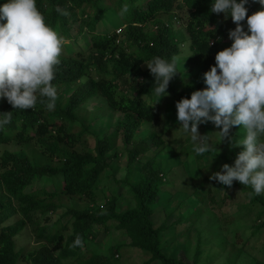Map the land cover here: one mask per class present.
Here are the masks:
<instances>
[{"label":"trees","instance_id":"obj_1","mask_svg":"<svg viewBox=\"0 0 264 264\" xmlns=\"http://www.w3.org/2000/svg\"><path fill=\"white\" fill-rule=\"evenodd\" d=\"M4 2L0 0V4ZM211 2L36 0L45 22L65 43L54 69V109L48 110L38 98L32 109L15 110L0 98V113L10 117L9 123L0 127V264H122L124 249L128 248L146 255L142 264H191L165 251L163 232L169 225L166 221L155 225L152 220L153 205L168 181L159 159L173 143L156 129L157 124L163 125L157 119L161 108L151 101L156 98L151 92L155 79L145 62L156 56H181V47L187 42L190 51L177 64L178 72L162 98L171 99L175 105L204 89L203 81H183L180 77L210 70L217 52L230 46L228 32L236 27L225 14L212 13ZM124 5L127 11L122 13ZM245 6L250 14L264 7L257 0H249ZM183 8L186 15L178 29L177 10ZM101 24L106 27L104 32L100 31ZM123 25L122 32L116 33ZM98 101L122 114L115 126L103 132H96L91 124L104 115L82 112L85 104ZM179 125L173 123L171 131ZM205 129V123L198 125V132L211 138ZM229 136L236 137L231 130ZM211 142L213 150L200 156L193 153L189 135L172 150L181 162L195 160L201 187L205 188L189 194L183 190L182 202L195 195L199 205L191 215L182 216L195 217L202 229L204 218L209 222L218 219L209 202L219 207L231 196V190L237 189L247 195L248 203L241 207L250 215L254 212L253 234L260 235L264 231V193L251 195V188L238 181L229 187L209 179L223 164L234 163L240 147H232L228 138L220 143L219 134ZM13 143L21 149L6 147ZM122 156L127 159L123 178L127 192L116 194L114 182L119 180L104 185L103 181L113 160ZM38 182L47 184L37 187ZM48 183L54 188L49 189ZM122 196L130 197L129 201H123ZM59 208H66L65 213L74 217L71 232L67 224L50 222L51 213ZM15 215V220L6 222ZM111 226L124 231L127 241L103 249L96 238L102 227L108 230ZM219 226L214 225L216 233ZM27 227L36 244L29 251L19 249L17 243V235ZM202 233L198 232L193 264H198ZM77 236L80 245H74ZM218 239L223 242L221 236ZM90 243L96 244L93 249H88Z\"/></svg>","mask_w":264,"mask_h":264},{"label":"clouds","instance_id":"obj_2","mask_svg":"<svg viewBox=\"0 0 264 264\" xmlns=\"http://www.w3.org/2000/svg\"><path fill=\"white\" fill-rule=\"evenodd\" d=\"M248 2L212 0L210 11L225 14L236 25L228 32L232 43L217 52L215 64L203 74L206 87L180 99L175 107L179 129L190 136L195 155L213 150L211 138L198 132V125L206 122L219 129L215 133L220 143L228 138L232 147L242 146L234 163L223 164L209 179L229 187L238 181L258 196L264 193V7L248 15ZM257 2L264 6V0ZM126 11L124 5L121 12ZM244 21L247 30L241 23ZM123 29L124 25L116 33ZM64 43L45 22L36 0H5L0 4V98L15 110L32 109L38 98L48 110L54 109L57 90L52 81ZM180 59L177 55L170 59L156 56L145 62L155 79L153 95L160 99L165 96L161 94L167 95ZM9 119L7 113H0V127ZM233 126L244 129L243 138L229 136ZM80 244L77 236L74 245Z\"/></svg>","mask_w":264,"mask_h":264},{"label":"rangeland","instance_id":"obj_3","mask_svg":"<svg viewBox=\"0 0 264 264\" xmlns=\"http://www.w3.org/2000/svg\"><path fill=\"white\" fill-rule=\"evenodd\" d=\"M177 12L180 19L175 20V27L180 29L182 27L180 26L182 24V18L186 15V11L183 8L177 10ZM248 15L251 14L248 13ZM164 16L168 18L169 15L165 14ZM241 23L244 24L245 30H247L246 21ZM114 26L115 24H112V27ZM104 28L106 27L101 24L100 31L104 32L102 30ZM228 43L231 45L232 41L229 40ZM181 49L180 58L185 57V54L190 51L189 43L186 42ZM193 74L194 72L189 74L191 77L183 78L186 76L185 74L180 78L183 81H194L193 78L196 81H203V73L200 70L195 75ZM178 83L180 82L178 81ZM159 99L160 97L157 96L151 99L154 104H158L161 108L157 114V119L163 125L161 124L160 126L157 124L156 129L165 134L164 136L173 143L170 146L171 149L168 148V152L162 156V159H159L164 172L167 173L166 177L168 181L163 187L164 193L160 195L159 201L153 205L154 212L152 215V220L155 225H160L163 221H166L165 223L169 225V228L163 232V240L166 242L165 251L170 255L186 258V260H189L193 264L191 258L199 240L198 232L203 231L198 264H232L234 260L236 261L235 264H264V231L260 235L253 234L251 222L255 214L252 212L250 215L247 213V209L241 207L242 204L248 203V197L242 191L232 189L231 196H227L225 202L219 207L209 202V207L216 213L218 219L217 221L213 219L212 222H209L207 218H204L202 229L201 225L199 226L197 221L194 220L195 217L192 216L188 219L182 216L183 214L191 215L193 210L199 205V201L195 195H190V197L185 198V201L182 202L181 200L184 196L182 193L183 190L189 194L196 188L201 191H204L205 188L201 187V176L196 167L195 160L181 162L179 158L175 157L172 150L179 143H182L188 134L181 132L182 129H179L180 125L176 131H171L172 129L170 127L173 123L178 122L176 107L171 99L161 98L160 101ZM84 107L82 112H88L89 115L97 113L104 115L103 119L98 118L91 124L92 129L96 132L110 130L122 118L120 112H113L109 108H106L101 101L87 103ZM205 126V130L212 135L211 140L218 135L215 132L219 131V129L212 122H206ZM230 130L236 136L235 138H243L244 129L240 128V126H233ZM140 137L141 135L136 136V140L140 139ZM174 138L178 140L172 141ZM91 142H94V139ZM6 147L11 150L21 149L20 145L15 143L7 145ZM239 147L242 150V146ZM182 149L184 151V148ZM126 162L127 159L123 156L113 160L111 164L112 168L108 169L105 173L103 185L104 183L110 184L115 179L119 180L117 183L114 182V191L116 194H125L127 192L125 188L126 183L123 181L126 172ZM136 167L138 168V166ZM137 178L138 175H135L134 179ZM44 183L47 184L46 182H38L37 187L42 186ZM48 184L49 189L54 188L51 183ZM220 195L221 198L224 196L222 193ZM122 199L123 201H129L130 197L122 196ZM122 207L124 208L126 205H122ZM65 210L66 208H59L57 211L51 213L50 222L57 221L60 224H67L69 227L67 231L71 232L74 217H72L70 212L65 213ZM15 218L16 215L9 218L6 222H12ZM110 223H114V221H110ZM215 224L220 225L216 229L218 233L214 231ZM220 236L223 238V242L219 241L218 237ZM96 240L102 245L103 249H106L115 243L126 242L127 236L124 231L116 230L114 226H111L108 230L102 227ZM17 243L19 249L24 248L27 251L36 245L29 227L24 228L17 235ZM93 243H90L88 249H93V246L96 245ZM124 251L126 252L122 256V264H142L146 259V255L137 249L128 248L127 250L124 249ZM240 251L243 253L240 254ZM229 259H233V261Z\"/></svg>","mask_w":264,"mask_h":264}]
</instances>
